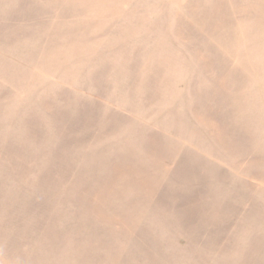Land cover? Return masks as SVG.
Wrapping results in <instances>:
<instances>
[{
  "label": "rangeland",
  "instance_id": "374dc122",
  "mask_svg": "<svg viewBox=\"0 0 264 264\" xmlns=\"http://www.w3.org/2000/svg\"><path fill=\"white\" fill-rule=\"evenodd\" d=\"M0 264H264V0H0Z\"/></svg>",
  "mask_w": 264,
  "mask_h": 264
}]
</instances>
